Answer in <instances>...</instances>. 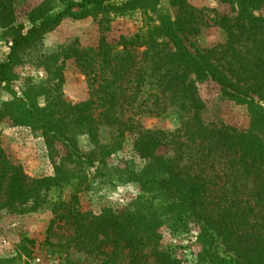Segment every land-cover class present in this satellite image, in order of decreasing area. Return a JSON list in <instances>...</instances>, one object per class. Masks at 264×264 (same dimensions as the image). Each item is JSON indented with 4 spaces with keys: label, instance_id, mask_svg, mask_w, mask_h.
<instances>
[{
    "label": "trees",
    "instance_id": "16d2710c",
    "mask_svg": "<svg viewBox=\"0 0 264 264\" xmlns=\"http://www.w3.org/2000/svg\"><path fill=\"white\" fill-rule=\"evenodd\" d=\"M14 1L0 0V29L13 38L0 63V91L17 80L15 68L64 20L158 2L128 0L117 6V0H45L30 11L31 27L24 32L15 26ZM221 1L231 4L236 15L210 17L187 0H175L180 10L175 20L161 14V24L145 36L122 37L120 50L103 37L98 49L75 51L72 56L90 83L86 101L64 99L62 68L49 89L35 84L21 93L12 89L13 99L4 104L1 116L41 131L52 157L56 143L67 155L54 176L32 178L0 149V212L24 206L38 211L48 191L72 185L88 168L104 163L116 151L114 144L97 139L99 127L107 124L115 127L116 139L135 135L134 147L146 163L141 169L127 167L120 177L138 183L141 194L123 213L105 209L99 216L76 208V193L72 200L56 201L49 236L65 230L81 244L102 238L101 243L113 247L111 254L124 256L127 264H179L161 249L160 228L177 231L194 223L201 245L197 264H264V17L255 14L264 0ZM202 26L223 29L225 40L192 50L186 39L200 34ZM206 80L220 85L227 99L248 107V131L205 122L198 84ZM148 87L156 92L147 111L162 115L174 108L180 120L176 130L148 129L137 118V104ZM42 96L43 106L38 101ZM82 134L95 142L91 152L80 149ZM163 147L169 151L159 154Z\"/></svg>",
    "mask_w": 264,
    "mask_h": 264
},
{
    "label": "rangeland",
    "instance_id": "374dc122",
    "mask_svg": "<svg viewBox=\"0 0 264 264\" xmlns=\"http://www.w3.org/2000/svg\"><path fill=\"white\" fill-rule=\"evenodd\" d=\"M43 1L45 0H15V26H23L26 32L31 27L28 19L30 11ZM157 1V5L151 2L147 7L134 10L110 8L95 17L83 20L66 19L55 30L46 34L39 48L22 65L15 68L17 80L0 91V149L6 152L11 162L23 166L30 177L43 178L54 176L55 167L67 155V149L61 143H56L52 157L41 131L18 125L9 117L1 116L4 104L13 99L12 89L21 93L27 84L42 85L49 89L54 85L50 81L57 79V69L62 68L64 83L59 90L64 99L73 104L90 99V83L72 54L77 50L98 49L103 37L116 50H120L122 37L145 36L152 27L161 24V14L175 20L180 13L175 0ZM126 2L128 0H117L115 5L123 6ZM187 2L198 9H204L210 17L236 15L233 6L221 0ZM255 14L264 17V6L255 11ZM225 37V31L217 26H202L200 34L188 37L186 43L192 50H205L223 42ZM12 41L13 38L0 29V63L7 59ZM47 58L49 59L43 64ZM198 89L205 103L202 115L206 123L219 127L229 126L238 131L250 129L248 107L227 99L220 85L206 80L198 84ZM155 92L148 87L143 93L137 104V108L140 107L136 108V111H141L137 118L148 129L176 130L180 126V120L174 108L168 109L162 115L147 111L155 100L151 96ZM38 101L43 106L46 97L42 96ZM97 132L100 144L112 143L116 148L115 153L107 156L104 163H97L84 174L81 173L80 179L77 177L72 180L73 186L48 191L47 202L38 211L32 212L29 210L30 206H24L18 209L7 208L0 212V260L8 262L7 264H127L124 256L116 258L111 254L113 247L106 242L101 243L102 238L81 244L71 241L70 232L65 230H58L52 236L47 232L54 218L52 203L72 200L75 193L77 198L72 200L74 206L96 216L101 215L105 209L121 214L141 194L138 183L121 180L120 177L127 167L141 169L146 163L134 147L135 135L129 133L116 139L115 127L107 124L101 125ZM77 140L84 152H91L96 147L88 134L79 135ZM168 151L167 147H163L159 154ZM79 184L80 190L76 188ZM198 232L199 228L194 223L177 231L164 225L160 228L161 249L170 252L179 264H197L201 249L197 241Z\"/></svg>",
    "mask_w": 264,
    "mask_h": 264
},
{
    "label": "built area",
    "instance_id": "2783aa9c",
    "mask_svg": "<svg viewBox=\"0 0 264 264\" xmlns=\"http://www.w3.org/2000/svg\"><path fill=\"white\" fill-rule=\"evenodd\" d=\"M38 261L40 262V259H38Z\"/></svg>",
    "mask_w": 264,
    "mask_h": 264
}]
</instances>
